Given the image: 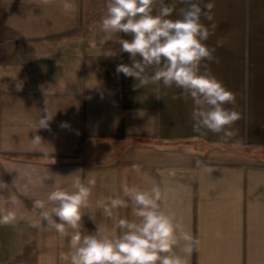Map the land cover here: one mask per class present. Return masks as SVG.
<instances>
[{
	"label": "crops",
	"instance_id": "crops-1",
	"mask_svg": "<svg viewBox=\"0 0 264 264\" xmlns=\"http://www.w3.org/2000/svg\"><path fill=\"white\" fill-rule=\"evenodd\" d=\"M70 2L65 13L60 0H0V200L15 196L23 214L0 225V264H66L59 254L69 251V238L31 227L40 219L33 200L54 187L71 190L77 175L97 180L85 234L112 229L97 202L121 195L122 184L160 183L164 208L200 240L190 256L177 249L185 264H264V0H214L211 21L201 17L215 25L205 43L218 59L202 71L236 94L226 107L242 113L233 125L238 148L193 131V102L180 89L161 88L159 100L151 86L146 99L144 89L134 91V78L116 71L131 63L116 41L131 37L114 34L115 48H105L103 37L88 38L85 0ZM182 7L177 0L170 18ZM46 106L54 117L35 130ZM36 135L41 141L33 143ZM118 214L137 219L131 206Z\"/></svg>",
	"mask_w": 264,
	"mask_h": 264
},
{
	"label": "clouds",
	"instance_id": "clouds-1",
	"mask_svg": "<svg viewBox=\"0 0 264 264\" xmlns=\"http://www.w3.org/2000/svg\"><path fill=\"white\" fill-rule=\"evenodd\" d=\"M176 2L106 0V12L99 25L105 36L100 43L108 44L113 34L130 36L131 39H124L119 35L116 41L119 51L128 53L131 60L130 64H118L116 71L134 78L133 90L144 89L146 99L151 86L159 100L161 88L180 89L193 102V131L219 134L223 142L232 141L231 146L238 148L241 144L234 140L237 131L233 125L242 119V113L226 107L237 103L236 94L214 75L202 71L207 63L218 62L215 49L205 43L215 25L206 26L201 20L204 16L211 21L214 0H178L184 7L179 18L171 19ZM42 3L50 4L52 0H42ZM60 6L65 13L74 8L70 0H60ZM43 112L35 130L47 129L54 117L47 106ZM32 141L38 143L41 137L36 135ZM141 168L140 164H133L137 173ZM31 183L29 180L25 184V192ZM96 183L95 177L82 180L78 175L73 176L71 190L54 187L46 199L33 200V208L40 210V219L32 220L31 227L53 229L60 237L69 238V251L59 254L61 261L66 264H185L177 249L187 256L199 250V238L185 230L182 218L164 208L167 191L160 183H153L149 190L122 184L121 195L97 202L113 220L112 229L96 227L94 232L83 233L82 217ZM7 204L8 207L0 210L3 226L23 219L20 201L15 196H9ZM129 206L136 220L119 216V209ZM90 219L93 220L91 216Z\"/></svg>",
	"mask_w": 264,
	"mask_h": 264
},
{
	"label": "rangeland",
	"instance_id": "rangeland-1",
	"mask_svg": "<svg viewBox=\"0 0 264 264\" xmlns=\"http://www.w3.org/2000/svg\"><path fill=\"white\" fill-rule=\"evenodd\" d=\"M105 5H106V0H85V12L87 13V20L89 21L87 23V27H85V30L88 34V38H90V37L95 38L96 36L104 38L105 34L102 31H100L99 25H100L101 18L103 17V15L106 12ZM100 33L102 34V36L100 35ZM115 41H116V36L113 34L109 43L106 45H103V46L104 47L105 46H107V47L111 46L109 48H115ZM114 146H116V145L114 144ZM111 147H113V145ZM116 148H120V147L116 146ZM110 159H111V157L106 155V156H101V157H97L94 159L92 158L91 160H89V162L90 163H95V162L97 163L100 161H109ZM7 200H8V198L0 200V209L1 210L8 207Z\"/></svg>",
	"mask_w": 264,
	"mask_h": 264
},
{
	"label": "trees",
	"instance_id": "trees-1",
	"mask_svg": "<svg viewBox=\"0 0 264 264\" xmlns=\"http://www.w3.org/2000/svg\"><path fill=\"white\" fill-rule=\"evenodd\" d=\"M73 32V31H72ZM71 32H68V33H66V34H63L64 36H68L69 34H70ZM60 37H63L62 35H60V36H57V38H60ZM11 156H13V157H20V156H22V155H18V154H11ZM25 157H28V158H31V157H33V156H31V155H27V156H25Z\"/></svg>",
	"mask_w": 264,
	"mask_h": 264
}]
</instances>
